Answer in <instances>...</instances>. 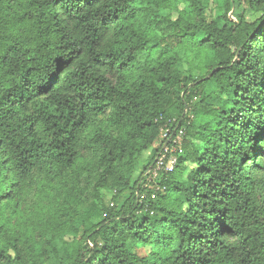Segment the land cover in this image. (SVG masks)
I'll use <instances>...</instances> for the list:
<instances>
[{"label": "trees", "instance_id": "obj_1", "mask_svg": "<svg viewBox=\"0 0 264 264\" xmlns=\"http://www.w3.org/2000/svg\"><path fill=\"white\" fill-rule=\"evenodd\" d=\"M0 264H264V0H0Z\"/></svg>", "mask_w": 264, "mask_h": 264}, {"label": "built area", "instance_id": "obj_2", "mask_svg": "<svg viewBox=\"0 0 264 264\" xmlns=\"http://www.w3.org/2000/svg\"><path fill=\"white\" fill-rule=\"evenodd\" d=\"M188 123L185 120L175 118L163 123L159 131L160 140L156 157L143 174V178L149 183L145 188H153L154 192L142 194L139 202H143L145 199L154 201L156 200V193L165 191V187L157 185V180L172 173L178 165L179 159L184 155L185 125ZM151 184L153 187L150 186Z\"/></svg>", "mask_w": 264, "mask_h": 264}, {"label": "rangeland", "instance_id": "obj_3", "mask_svg": "<svg viewBox=\"0 0 264 264\" xmlns=\"http://www.w3.org/2000/svg\"><path fill=\"white\" fill-rule=\"evenodd\" d=\"M216 6H211L210 9L208 10V13L211 14V17L213 20H216L219 17L218 10L215 9ZM232 17V15H230ZM175 17V15H173ZM261 17L260 14H255V15H248L246 16L247 20L249 22H255ZM187 67V66H186ZM194 78H197V72L193 73ZM188 143V145L192 146H200L201 143L198 141H195L192 137H186L184 138V148L185 144ZM158 147V146H157ZM157 147L152 150H147L144 152L140 158V160L137 162V164L134 167V173L132 174V178L135 180L139 179V176L143 172V168L147 165L149 162V156L152 151L157 150ZM185 150V149H184ZM93 175L90 176H84L79 179L78 184L76 185V191H73L74 196L72 198H76L78 200L75 201H80L81 205H91V204H96L97 201L102 200V202L105 204V206H110L113 201H112V196L114 192H109L106 190H102L100 188L97 189L95 185V180L92 178ZM71 192V190H69ZM122 198V197H121ZM33 194H30L28 196V202L33 203ZM122 200V199H121ZM120 201V200H119ZM142 255L145 254V250L141 252Z\"/></svg>", "mask_w": 264, "mask_h": 264}]
</instances>
